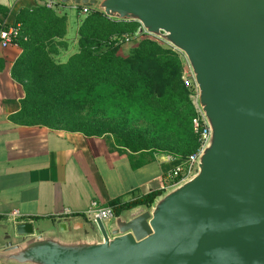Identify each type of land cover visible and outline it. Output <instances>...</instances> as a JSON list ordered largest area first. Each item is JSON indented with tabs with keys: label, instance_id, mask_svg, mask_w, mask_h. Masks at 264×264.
<instances>
[{
	"label": "water",
	"instance_id": "water-1",
	"mask_svg": "<svg viewBox=\"0 0 264 264\" xmlns=\"http://www.w3.org/2000/svg\"><path fill=\"white\" fill-rule=\"evenodd\" d=\"M179 52L209 135L189 176L105 224L0 219V264H264V0H49Z\"/></svg>",
	"mask_w": 264,
	"mask_h": 264
},
{
	"label": "trees",
	"instance_id": "trees-1",
	"mask_svg": "<svg viewBox=\"0 0 264 264\" xmlns=\"http://www.w3.org/2000/svg\"><path fill=\"white\" fill-rule=\"evenodd\" d=\"M80 10L76 9V15L80 16ZM7 14L8 9L0 5V23L4 24ZM84 17L78 31L79 52L66 63L56 64L42 60L34 48L30 51V54L33 52L32 56H27V40H32L34 36L38 38L36 34L39 33H54V29L64 25L65 16L55 14V10L45 5L17 12L13 25H19L21 35L27 37V40H21L19 44L23 56L17 64L22 68L23 77L18 79L15 71L12 72L25 92L21 109L15 117L27 126H53L56 122L67 121L69 126L65 127L66 131L79 132L87 137H100L105 131L94 124L88 123L86 126L77 120L78 113L94 106L106 114L108 106L119 104L117 107H122L121 110L126 112V119L106 127L118 136L113 141L108 138V142L111 151L129 152L128 160L133 170L153 160L155 151L176 155L182 160L196 153L199 142L191 126L194 106L189 91L180 80V69L186 66L183 57L158 41L149 39L140 41L131 55L117 56L120 44L115 39L111 42L112 32L106 31L104 35L98 36L101 24L104 23L107 29L113 31L121 26H132L135 22H114L93 11ZM126 35L127 40L134 37L132 32ZM103 47L104 52H101ZM165 103L169 110L162 105ZM147 109L169 113L176 133L181 135L184 132L188 135L186 145L170 147L157 144L139 136L138 130L126 124L129 118H135ZM162 191L151 192L128 203L113 200L107 207L118 215L131 207L150 205Z\"/></svg>",
	"mask_w": 264,
	"mask_h": 264
},
{
	"label": "crops",
	"instance_id": "crops-1",
	"mask_svg": "<svg viewBox=\"0 0 264 264\" xmlns=\"http://www.w3.org/2000/svg\"><path fill=\"white\" fill-rule=\"evenodd\" d=\"M8 9L4 24L16 12L44 5L43 0H0ZM76 14L75 11L72 10ZM19 46H0V219L15 222L51 220L84 214L91 202H132L167 187L166 174L182 163L176 155L154 153L153 160L133 170L129 152L109 150L98 138L54 133L23 125L16 118L25 96ZM135 157L137 155H134ZM16 214V215H15Z\"/></svg>",
	"mask_w": 264,
	"mask_h": 264
},
{
	"label": "rangeland",
	"instance_id": "rangeland-1",
	"mask_svg": "<svg viewBox=\"0 0 264 264\" xmlns=\"http://www.w3.org/2000/svg\"><path fill=\"white\" fill-rule=\"evenodd\" d=\"M72 10L76 12L75 9L69 8V7L60 6L55 9V14L59 16H63V15L65 16L64 18L65 23L63 26L54 29L55 30L54 33H48V34L39 33V34H36L38 38L35 39V36H34L32 40L30 41L29 39L27 40V37L23 36L24 38H26L27 43L29 42V46H28L29 53L27 56L29 57L32 56L33 52L30 54V51L34 48L38 50L39 56L42 60H45L46 62H51V63L53 62L56 64H64L68 61V59L72 55L79 52L78 40L80 38V35L78 31L81 26V22L85 17L83 14H80V16L76 15L75 13L72 12ZM138 27H139V24L134 23L132 26H121L120 28H117V29L115 28L112 31V30H109V28L107 29L105 24L103 23L101 24V27H100L101 33L98 34V36L104 35L106 31L114 33L111 37V42L112 40L115 39L120 44L118 52H116V55L121 56V57H127L131 55L132 51L135 48H137L138 43L145 39L156 40L159 43H161V45L164 46L165 48H169L175 51L173 48H171L164 42L150 35L142 34L136 37L135 33ZM39 32H43V30H40ZM127 32L134 33L133 39L127 40V37H128L126 35ZM103 50H104V47L101 50V52H104ZM185 64H186V61H185ZM180 80L183 82V85L189 91L190 100L193 104V102H195L196 100V87L194 85V82H193V79H192V76H191V73L189 71L187 64L185 67L180 69ZM27 82H30V80ZM162 105L164 107H167L168 110L170 109L167 103L162 104ZM117 106H119V104L108 106L106 108L107 110L106 114L102 110L97 109L98 107L91 106L89 108H85L84 110L80 111L78 113L79 115L77 116L78 117L77 120L82 121V123L85 124L86 126L88 125V123H90L91 125L94 124V125H97V127H100L102 130L105 131L102 136L93 137V138H97V139L99 138L109 150H110V146H109L108 138H110L113 141L114 139L118 138V136L115 133L107 130L106 127L110 126V123L119 124L121 122H124L126 119V116H125L126 112L121 110L122 107L119 108ZM175 106H176V103H175ZM164 107L162 108L164 109ZM170 117L171 115L169 113H164L163 111L157 112V111L147 109L143 111V113L137 115L135 118H129L126 124L130 126L131 128L138 130L139 136L151 139L157 144H161L164 146L169 145L170 147H184V145H186L185 143L187 142L188 135H186V133L184 132H182L181 134L182 136L180 134H177L175 131V126L173 125L174 122L173 123L170 122L171 120ZM66 123L67 121H63V122H56L53 126L48 125V124L41 125V126L40 125H33V126H37L40 129H44L46 131L54 132L58 134L75 133V134L83 135L82 133H79V132L66 131L65 127L69 126V124L68 123L66 124ZM149 150L150 152H154L153 149H149ZM154 153H161V152L155 151Z\"/></svg>",
	"mask_w": 264,
	"mask_h": 264
},
{
	"label": "built area",
	"instance_id": "built-area-1",
	"mask_svg": "<svg viewBox=\"0 0 264 264\" xmlns=\"http://www.w3.org/2000/svg\"><path fill=\"white\" fill-rule=\"evenodd\" d=\"M43 2L48 9H52V10L56 9L55 8L56 4L52 3L51 1L43 0ZM89 11L90 10L86 8H82L80 10V14L87 15ZM21 40L26 41V38H24L21 35L19 25L17 26L10 25L5 27L3 23H0V46L2 48H7L9 46L17 47L19 46ZM193 106H194V116L191 119V126L193 133L198 138L199 148L196 151V153L189 156L188 159L183 160L179 166H177L175 169L169 171L166 174V182H167L166 188L176 185L177 183L183 181L189 176L192 169V165L197 157V154L199 153L200 149L202 148L203 144L205 143L209 135V129L204 121L201 112L197 108L195 102H193ZM70 215L73 214H70L69 212H65L63 216H70ZM83 216L88 221H94L96 218H100L105 224H107L116 215L114 214L111 208L100 206L96 201H93L91 202L90 207L83 214Z\"/></svg>",
	"mask_w": 264,
	"mask_h": 264
}]
</instances>
